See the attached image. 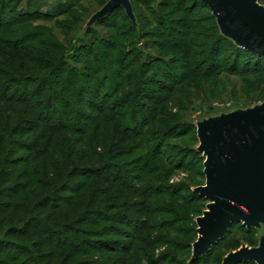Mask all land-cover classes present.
Returning a JSON list of instances; mask_svg holds the SVG:
<instances>
[{
	"label": "rangeland",
	"instance_id": "rangeland-1",
	"mask_svg": "<svg viewBox=\"0 0 264 264\" xmlns=\"http://www.w3.org/2000/svg\"><path fill=\"white\" fill-rule=\"evenodd\" d=\"M108 1L6 0V8L12 11L9 13L5 9L4 16L8 19H17L20 14H35V17L17 28L15 34L8 33L10 38L3 41L5 45L1 47L2 54H5L4 51L9 55L17 53L15 39L36 36V33L42 35L39 37L42 41L55 46L51 49L27 43L18 48L26 54V59L13 62V59L11 61L7 58L8 55L4 60L1 58L0 68L6 73L3 77L11 79L3 91L17 96H30L37 91V99L44 102L43 98L49 100L51 92L41 90L40 87L44 82L54 80V88L56 86L55 89L62 94L60 97L64 96L70 101L65 88L72 79L68 72L61 71L66 66L60 70L65 76L56 70L53 77L45 74L51 67L47 65L54 64L56 59L84 72V82L80 83L76 91L81 89L96 93L97 88L101 89L103 102L98 105H106L109 110L104 108L103 111L100 108L99 114L93 115L82 109L75 110L76 113L73 110L67 111L65 103L55 102V106L51 107L54 110L47 108L48 117L45 120L53 123L59 120L69 124L78 123L85 129L82 133L74 134L66 128L54 130L43 124L37 127L45 138L51 137L50 146L54 147L55 153H75L72 163L82 164L84 161L89 162V165H100L110 161L120 167L119 172L129 174L128 181L133 183L132 191H138V194L117 187L120 191L119 199L116 200L120 203L117 205L118 211L131 220L143 216L149 225L143 234H136L134 250L129 253L136 264H223L230 252L243 245L258 246L264 235V223L261 228L251 229L241 223L233 224L225 237L206 256L192 260L193 244L198 239L194 221L203 214L208 204L197 200L201 194L196 188L206 185V177L200 175L205 157L198 151L200 142L196 124L224 112L264 102V74L242 75L229 70L232 67L242 68L243 59H238L237 49L227 40L218 38L219 31L211 11L195 0H131L135 22L124 8L118 7L90 24L92 16ZM260 3L264 5V0H260ZM1 9L4 10L0 0V12L3 11ZM39 53L45 54L43 57L47 59L43 60ZM111 56L135 61L128 84H123L122 79H113L114 75L110 72H105L103 76L97 74L99 66H95L96 62L100 60L108 63ZM91 57L94 58L92 62L89 61ZM33 59H38L39 64L43 60V66H34ZM23 65L30 66V70L22 69ZM148 68L159 75L157 79L164 84V91L158 90L149 104L143 102L144 108L141 98L149 85L140 72ZM14 71L17 76H13ZM26 73L33 75V78L20 77ZM92 77H95L96 82L92 83ZM127 96L131 99L128 104L123 103ZM50 100L54 101L53 98ZM4 106L6 109L7 104ZM17 116L14 115L15 120ZM100 116L107 121H101V127L93 123ZM108 121L117 123L121 131H118L116 124L113 128V123L109 124ZM15 137L19 138L20 135ZM101 142L103 148L100 147ZM48 148L44 146L43 151ZM49 158L45 157L46 163ZM66 163H69V158L61 162L62 165ZM110 174L106 172V177ZM48 179L42 178L43 181ZM62 181V178H57L56 189ZM103 184L109 185L106 182ZM38 189L42 194L50 193L48 188ZM180 193H183L182 197ZM112 194L105 197H114ZM64 195L67 197L69 193ZM20 202L16 199L12 203L19 205H10L16 206L15 210H3L2 213L0 209V251L7 252L11 257H19L23 262L28 257V251H35L34 247L39 243L44 244L43 237L57 240L64 231L43 224L41 229L51 228L42 229L43 237L32 235V232L18 233L23 232L25 225L32 219H39L40 222L45 217L40 212L45 205H21ZM144 209L145 213H142ZM82 210H68L70 214L68 217L66 215V220L76 219ZM59 211L66 213L67 208ZM60 222L63 223V220ZM84 227L91 228L86 225ZM68 237L76 239L73 234ZM161 237L164 239L161 240ZM147 238L150 242L156 238L154 247L147 246ZM61 239L64 241L63 236ZM81 241L83 238L78 242L72 240L71 243L83 245ZM120 241L124 244L127 242L125 238ZM41 247L44 253H52L49 245ZM103 247L98 244L94 248ZM144 254L148 257H142ZM40 257L43 259L44 255ZM121 257L115 255L107 258L116 260L112 264H126L128 260ZM4 259L0 255L1 264L5 263ZM43 260L46 261L45 258Z\"/></svg>",
	"mask_w": 264,
	"mask_h": 264
},
{
	"label": "trees",
	"instance_id": "trees-1",
	"mask_svg": "<svg viewBox=\"0 0 264 264\" xmlns=\"http://www.w3.org/2000/svg\"><path fill=\"white\" fill-rule=\"evenodd\" d=\"M5 1L6 0H1V5H3L4 10L1 9L3 11L0 12V51L1 47L5 45L3 44V41H7V39L10 38L8 37V33L15 34L14 32L17 28H20L26 24L30 18L35 17V14H20L17 19H8L4 16L5 9H7L9 13L12 11L9 8H6L7 5L5 6ZM195 2L211 11L209 6L202 0H195ZM211 15L216 20V25L219 31L218 38L227 40L235 49H237L238 59L239 57L240 59H243L242 68L238 69L232 67L229 70L242 75L247 74L256 76L264 74V57L244 49L243 47L237 45L230 38L224 36L220 31L217 19L213 15L212 11ZM184 27H186V25H184ZM40 36L42 35L36 33V36L28 35L24 38L19 37L21 40L15 39L17 41V53L9 55L6 54L5 51V54L0 52V60L1 58L3 60L6 59V55H8L7 58L11 61L13 59V62L26 59V54H23L18 48L24 46L27 43H33L39 46H45L54 49L55 45L47 41H42L39 38ZM38 55H40L42 59L46 58L43 57V55H45L43 53H39ZM93 59L94 58L91 57L89 61L92 62ZM129 59L131 58H121L120 60V58L111 56L108 63L99 60L95 64L96 67L99 66V71L97 74H102L101 76H103L106 74L105 72H110L114 75L113 79H122L123 84L126 82L128 84V82L131 80V75L129 73L131 70H133V68H135L136 65L135 61H129ZM33 60L34 61L32 62L34 63V66L37 64L39 66H43L44 59L41 60L40 64L38 59ZM59 61L56 59L54 64L47 65V67H51L50 69L48 68L49 72L45 74H47V76L53 77L55 70L57 72L59 71L58 73H60V70L66 66L65 69L61 71L65 70L64 73L68 72L69 78L72 79L71 81L67 82L68 85L65 88V91H67L70 95V101H67L64 96L60 97L62 94L58 92L60 90L55 89L57 88L56 86L54 88V84L56 82L52 80L51 77L49 78L52 80V82L48 80L40 87L41 90L44 89L51 92L49 95L50 97L48 96L49 100L45 99L44 97V102H39V99H37V91L33 92L30 96H17L14 94H9L7 91H3V89L5 84L10 83L9 80L11 79H6L9 77L4 78L3 76L6 73H4V70L0 68V209L1 212L3 210H15L16 206H10L13 204L19 205L18 203H12L14 200L16 201L17 199V202L21 201V205H30L34 198L35 200L32 204L38 205L39 203V205H45L42 206L43 209H40L41 206L39 207L41 214H43L45 217L40 219V222L39 219H32L25 225L23 232L18 231V233L25 234L32 232V235L43 237L42 229H51L45 227L41 229L40 226H43V224L46 227L52 226L56 230L61 228L64 233H60L59 239L57 240H54L52 237H43L42 241L44 244L39 243L34 247L35 251L32 249L28 251V257L23 262L19 259V257H11L10 254H7V252L3 250L0 251V255L5 257L4 264H112L116 260H111L112 257H107L115 255H120L122 256V259L128 260L126 264H128V262H134V264H136L134 257H129V253L134 250V243L137 235L141 232L143 234V230H148L149 225L146 219H143V216H136L131 220V218L126 217L124 214L119 213L118 211L117 205L120 203H118L116 200L119 199L118 197L120 191L117 187H121L125 191H132L133 189L131 186L133 183L128 181L130 178L129 174L127 175L124 172H119L120 167L117 165L115 166V164H112L110 161H105L100 165H89V162L85 163L84 161L82 164L72 163L75 160V153L71 151L72 155L68 153L70 156H68L67 152L63 154L57 152L55 153V150H53L54 147L50 146L51 137L48 136L45 138V136L41 134L42 131L38 130L37 126H40L41 124L54 130L56 128H66L67 130L73 131L74 134L82 133L85 130L78 123L69 124L62 122V120H59L58 123H53L51 120H45V118L48 117L46 113V111H48L47 108L49 107L50 109L51 107L55 106V102L67 104V111L82 109L91 112L93 115L99 114L100 108H102L103 111L104 108H106L105 110H109L106 105H98L99 102H103L101 89L97 88L96 93L89 90H86V92L81 89L76 91L79 85H81L80 83L84 82L82 77L84 72ZM88 64L89 62L86 64V66ZM21 68L24 70H30L31 67L28 65H23ZM64 73L60 74L64 75ZM140 73L141 76L143 74V76L146 78L147 84L149 85L147 91H143V97L141 98V103L144 107L145 105H143V102L149 104V102L154 100L158 90L164 91V84H162L157 79V76L159 75L156 73V71L152 72L151 69L148 68L143 69V71ZM12 74H15L13 76H17V72ZM32 76L30 74L28 75L27 73L26 75H20L21 78L28 79L33 78ZM92 78V83L96 82L95 77ZM107 81L108 79H106V82ZM86 93L88 95H86ZM50 98H53L54 101L51 102ZM130 100V96H127L126 99L123 100V103L127 102L126 104H128ZM4 104H7L6 109ZM51 110H54V108H51ZM74 113H76V111ZM53 114L55 115V112ZM14 115H18L17 120L14 119ZM101 121L105 123L107 122L102 120V116H100L98 119L96 118L93 123L96 124V126H100ZM108 123H113V128L116 127L115 124L117 125V123L113 121H108ZM117 128L118 131H121L118 125ZM17 134L20 135L19 138L15 137ZM102 144L103 142H101V145ZM46 145L49 148L43 151L44 146ZM101 145L100 147L103 148V145ZM46 156L50 157L47 160V163L45 159ZM66 158H69V163L62 165L61 162ZM83 164H85V166H82ZM106 172H111L110 176L106 177ZM200 175H204L203 171H200ZM44 177H49L50 179L43 181L42 178ZM59 177L62 178L63 181L56 189V180ZM103 182H106L110 186L104 185ZM38 188H48L50 193L46 195L42 194ZM132 192L134 194H138V191ZM64 193H69V195L66 197ZM110 193H113L112 196L114 197L106 198L105 196L109 195ZM180 194L182 197L183 193ZM125 197L128 198V196ZM197 200H199V202H203V204H205L204 202H209V200L203 195H199ZM64 208H67L66 213H61L59 210ZM76 208H82L83 212L72 221L66 220L70 214L69 212H71L70 210L75 211ZM145 210L146 209L141 212L145 213ZM86 213L88 215H86ZM61 220H63V223L60 222ZM47 222L48 225H45ZM133 222H136V224L134 225ZM194 224L197 231L198 225L196 220L194 221ZM235 224L239 223H234V225ZM84 225L91 228L88 229L87 227H84ZM70 234L75 235L76 239L74 237L69 238L68 236ZM62 236L64 241L61 239ZM81 238H83V241H81L83 245L76 243ZM121 238H125L127 242L125 244L121 243ZM162 239L164 238L161 237V240ZM72 240L76 242L73 244L71 243ZM146 240L148 241L146 244L150 248L154 247L156 244V238L151 239L152 242H150L148 238ZM98 244L104 245L103 249L94 248ZM47 245L52 248V253L48 252V255L43 252L44 250L41 247ZM43 255V259H46L45 262L40 257ZM78 257L86 259L79 260L77 259ZM96 257L97 259H94ZM127 257L130 259H125ZM142 257H148V255L144 254ZM167 259L168 258H166V260ZM161 260L164 261L165 259ZM239 264L257 263L251 261L241 262Z\"/></svg>",
	"mask_w": 264,
	"mask_h": 264
},
{
	"label": "water",
	"instance_id": "water-1",
	"mask_svg": "<svg viewBox=\"0 0 264 264\" xmlns=\"http://www.w3.org/2000/svg\"><path fill=\"white\" fill-rule=\"evenodd\" d=\"M217 19L221 33L237 45L264 57V5L260 0H202ZM124 7L135 22L131 0H109L90 24ZM198 151L205 157L206 185L196 191L209 202L196 218V260L223 239L234 223L249 229L264 223V102L212 116L197 124ZM264 264V235L258 246L243 245L223 264Z\"/></svg>",
	"mask_w": 264,
	"mask_h": 264
}]
</instances>
